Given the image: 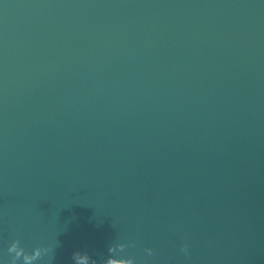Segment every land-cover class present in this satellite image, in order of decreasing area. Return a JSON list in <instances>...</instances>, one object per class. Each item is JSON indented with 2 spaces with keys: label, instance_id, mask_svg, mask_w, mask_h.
<instances>
[{
  "label": "water",
  "instance_id": "obj_1",
  "mask_svg": "<svg viewBox=\"0 0 264 264\" xmlns=\"http://www.w3.org/2000/svg\"><path fill=\"white\" fill-rule=\"evenodd\" d=\"M0 264H264V0H0Z\"/></svg>",
  "mask_w": 264,
  "mask_h": 264
}]
</instances>
